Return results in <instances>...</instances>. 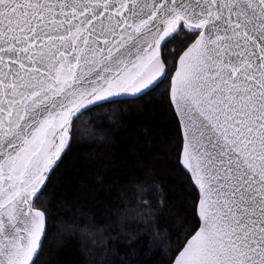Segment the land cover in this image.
<instances>
[{
	"label": "snow or ice",
	"instance_id": "1",
	"mask_svg": "<svg viewBox=\"0 0 264 264\" xmlns=\"http://www.w3.org/2000/svg\"><path fill=\"white\" fill-rule=\"evenodd\" d=\"M154 93L185 212L166 264H264V0H0V264H37L80 118Z\"/></svg>",
	"mask_w": 264,
	"mask_h": 264
},
{
	"label": "trees",
	"instance_id": "2",
	"mask_svg": "<svg viewBox=\"0 0 264 264\" xmlns=\"http://www.w3.org/2000/svg\"><path fill=\"white\" fill-rule=\"evenodd\" d=\"M163 103L154 93L80 118L93 121H78L88 136L77 137L82 142L72 144L41 194L49 216L37 264H166L167 245L174 247L182 231L177 216L185 212L164 144L174 126ZM154 181L159 190L142 196L138 189ZM152 198L157 210L165 202L159 229L138 216V200Z\"/></svg>",
	"mask_w": 264,
	"mask_h": 264
}]
</instances>
